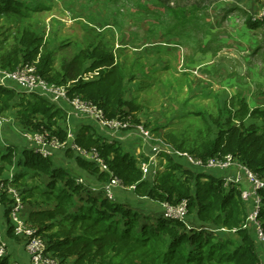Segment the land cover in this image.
I'll list each match as a JSON object with an SVG mask.
<instances>
[{"label":"trees","instance_id":"1","mask_svg":"<svg viewBox=\"0 0 264 264\" xmlns=\"http://www.w3.org/2000/svg\"><path fill=\"white\" fill-rule=\"evenodd\" d=\"M220 1L157 0L173 15L184 19L177 23L181 27L190 23L199 25L203 10ZM187 6L192 7L189 15L186 14ZM32 12L34 9L27 0H0V67L14 70L22 63H34L38 74L48 82L68 85L70 98L79 95L102 109L107 119L129 121L132 129L141 124L139 114L144 106L138 93L143 86H152L151 75L144 76L137 95L127 100V82L142 77L136 74L138 66L129 63L128 55L122 49L109 47L92 28L87 31L80 50L72 48L71 55L59 58V52L69 49L71 44L68 41L59 49L49 47L44 36L36 30ZM246 22L252 28L262 24L253 21L250 15ZM116 52L124 60H118ZM133 60L142 62L139 57ZM96 69L99 71L96 78H83L84 73ZM13 107L17 108V119L26 129L39 133L48 131L60 141L66 140V130L59 124L65 118L63 109L38 93L0 85V115ZM198 114L202 116V123L194 134L187 127H175L163 133L165 141L205 162L214 156L222 158L231 154L264 177V108L251 107L239 96L237 100L232 97L224 105L220 117L209 119ZM224 115H228L226 120H223ZM248 118L261 123H248ZM143 125L148 128L150 123L144 122ZM74 143L87 150L96 149L110 171H102L96 161L77 154L72 147L67 148L66 155L75 158L80 168L97 174L102 180L115 176L121 180L122 189L134 187L139 196L159 202L187 200L188 214L185 220L165 218L162 214L153 218L117 200L103 197L98 201L86 190L84 183L77 182V178L69 174L68 169L55 166L51 156L45 157L40 151L26 149L18 164L33 170L32 175L48 177L46 188L39 192L43 202L53 203L52 207L32 210L28 220L47 237L48 250L62 263L69 258H73V264L263 263L255 237L245 227L248 211L239 183L214 176L210 172L215 169L206 171L200 168L204 172H195L168 154L164 171L154 180L144 178L136 156L117 142H109L88 124L80 127ZM17 153L15 146L6 152L0 147V162L5 163L0 165V174L6 165L15 164ZM177 171H180L179 175ZM260 193L264 203V189ZM5 194L2 192V196ZM9 211L10 207L8 221ZM259 220L264 229V204ZM215 228L234 233L230 237L218 238L213 231ZM9 233L13 236L11 228ZM10 258V254L0 257V264H12Z\"/></svg>","mask_w":264,"mask_h":264},{"label":"rangeland","instance_id":"2","mask_svg":"<svg viewBox=\"0 0 264 264\" xmlns=\"http://www.w3.org/2000/svg\"><path fill=\"white\" fill-rule=\"evenodd\" d=\"M27 1L34 9L32 17L36 20V30L44 36L49 47L59 49L68 41L71 44L69 49L59 52V58L71 55L69 51L72 48L80 50L82 41L88 35L87 31L93 28L98 32L100 40L113 49H122L128 55L129 63L138 66L136 74L142 77L136 80L138 88L144 76L147 73L151 75L152 86H143L138 94L144 106L142 115L145 122L150 123L148 128L152 132L149 133L151 137L160 135L164 138L163 133L175 127H187L194 134L202 123V116L198 113L209 119L220 117L221 109L232 97L237 100L242 95L248 99L251 107L264 108V102H261L264 100V23L259 21L262 22L260 27L249 28L246 22L249 16L239 11L237 4H226L223 7L226 0H221L217 8L213 6L203 10L199 25L190 23L181 27L178 24L184 19L177 14L173 15L157 0ZM261 1L263 4L264 0ZM185 9L186 14H191V6ZM230 11L232 17L226 16ZM171 30L174 32L170 33ZM116 53L118 60H124ZM133 57H139L142 62L137 63ZM141 64L144 66L141 67ZM227 117L224 115L223 120ZM246 122L261 123L252 118ZM213 128L216 129V125L213 124ZM137 137L139 142L148 144L144 140L145 134L137 133ZM146 153L139 159L140 169L147 167L143 163L150 156H155L156 163L159 161L164 171L168 164L166 154L161 151L154 155L152 148ZM64 155L59 153L54 162L65 164ZM176 156L173 159L183 166L195 172H204L190 166L186 159ZM18 159H15V164L19 162ZM28 169L22 166L19 171L18 167L15 169V178L20 176L15 179V186L24 193L25 201L34 202L40 197L39 190L46 188L47 178L29 173V179L24 174ZM218 173L216 170L214 176L221 177ZM37 183L39 185L36 186ZM31 191L38 194H32ZM116 200L124 201L120 197ZM160 203L162 207L158 212L162 214L165 202ZM125 204L128 205L127 202ZM257 251L264 261L263 244L258 240ZM14 260L16 257L11 255L10 262L17 264L13 263ZM60 264H73V258Z\"/></svg>","mask_w":264,"mask_h":264},{"label":"built area","instance_id":"3","mask_svg":"<svg viewBox=\"0 0 264 264\" xmlns=\"http://www.w3.org/2000/svg\"><path fill=\"white\" fill-rule=\"evenodd\" d=\"M254 20L264 21V3L262 8L255 15ZM99 74L98 70L92 72H86L83 75L85 80L95 78ZM12 84H16L26 92H35L42 95L52 103L56 104L61 99H67L72 106L79 113L93 117L101 123L105 128H109L113 131L119 132L121 130H131L132 125L129 121L122 120L120 118L107 119L103 113V110L97 107L94 103L86 101L79 95L73 97L68 96V85H57L55 83L48 82L37 72L36 64L25 62L20 64L16 69L9 70L0 67V85L8 87ZM11 88V87H10ZM1 116V115H0ZM3 124L0 118V124ZM0 126V131H1ZM137 133L145 134V141L148 146L152 148L154 155L159 154L161 151L172 157L178 155V158L186 159L189 165L203 168L206 171L214 169H226L232 170L230 175L223 176L227 182H235L241 185L242 198L244 199L247 207V220L245 227L250 229L255 237L257 244L260 242L263 244L264 249V229L259 215L263 206V197L260 193L264 189V177L257 175L247 165L241 163L236 157L229 154L224 157L214 156L208 161H203L197 158L195 155L175 149L170 143L165 141L160 135L151 137L149 133L151 130L143 125V123L135 126ZM37 143V151H40L43 156H50L49 146L59 147L65 146L64 143L55 137L50 135L48 131L37 133L34 137ZM164 141L166 143H164ZM160 145L159 148L158 145ZM71 147L75 149L82 156L96 161L100 165L102 171H110L108 164L100 157L96 149L87 150L81 148L76 143H72ZM150 148V149H151ZM163 155V154H160ZM177 157V156H176ZM147 167L142 168L144 178L154 180L160 170L161 165L156 163V157L150 156L147 162L143 163ZM77 182L83 183L84 180L77 178ZM243 183L250 184V187L244 188ZM3 192H5L10 199L9 207V221L14 220V233L15 235L24 241L26 251L30 257L31 264H60L61 260L48 250V239L43 233H39L36 227H33L31 222L23 217V210L25 207V200L19 189L12 185L11 181L2 182ZM115 188H124L121 180L117 177H111L103 185V193L105 197L112 201H116ZM188 214V201L184 200L179 203H171L169 201L163 203L162 215L165 218H172L178 220H185ZM9 254L7 249V243L0 241V257H4ZM264 264V261H262Z\"/></svg>","mask_w":264,"mask_h":264},{"label":"crops","instance_id":"4","mask_svg":"<svg viewBox=\"0 0 264 264\" xmlns=\"http://www.w3.org/2000/svg\"><path fill=\"white\" fill-rule=\"evenodd\" d=\"M228 1V2H227ZM261 0H226V2L223 4V7L226 4L234 5L237 4L239 7H236L239 11H244L247 12V15L252 16L253 21H259V20H254L255 15L260 11V6L262 4ZM220 4V3H219ZM218 4V5H219ZM217 8L215 5L214 9ZM230 9L231 7H227ZM214 9L212 11H214ZM233 8H231V11ZM229 12L226 14V16H231L232 12ZM264 23V22H263ZM214 24V23H213ZM212 24V25H213ZM261 26V25H260ZM258 26V27H260ZM215 28V26L213 25ZM249 27V26H248ZM252 28V27H249ZM254 29V28H252ZM98 70V69H96ZM92 72V71H91ZM93 80V79H90ZM127 83V93L125 94V98L127 100L133 99L137 93H138V85L137 81H128ZM9 88H14L22 92H26L25 90L21 89L18 87L16 84H12L11 86H8ZM30 93V92H28ZM139 94V93H138ZM240 99H244L245 102L250 104L247 98H244L242 95ZM20 103L21 101H17ZM261 102H264L261 101ZM57 107L63 109V113L65 115L64 120H60L59 124L62 125L65 130H66V140L61 141V143H64L65 146H59V147H53L49 146L50 150V156L53 159V163L57 167H64L70 171L69 174L72 176H75L76 178H81L84 180V187L86 190H89L91 192V195L95 198L98 199V201L105 197L103 194V185L107 182V180H102L99 179L97 174L90 173L87 170H84L80 168L76 161L75 158L68 157L66 155V149L71 147L72 143L75 141L76 135L80 129V127L84 124H88L93 126V128L100 134L103 138H106L109 142H117L120 144L125 150L129 151L131 154L136 156L138 159L141 158L142 154L147 155L148 150V144L145 145L143 142H139L140 139L137 137V131L134 129L131 130H121L119 132L113 131L109 128H105L101 125L99 121H97L93 117H89L86 115H83L76 111V109L72 106V104L67 100V99H61L59 100L56 104ZM264 106V105H262ZM17 108H12L11 110L5 111L0 118L3 121V124L1 123L0 126L1 131H0V147L3 151H8V149L11 146H15L18 150L17 158H21L23 156V152L26 149H37V143L34 140L35 135L38 133L36 131H32L29 129H26L25 127L22 126V124L18 121L17 115H16ZM144 111V108L142 112L139 114V117L142 121V123L145 122L144 116L142 115ZM39 119L41 118L40 115H38ZM44 119V118H43ZM162 133L163 131L160 130ZM78 145V144H77ZM81 147V146H80ZM82 148V147H81ZM146 151V152H145ZM65 152V153H64ZM77 154H79L77 151H75ZM59 153H63V157H65V164H57L54 162L56 160V156H59ZM164 158V157H163ZM0 165H5V163H0ZM70 165V167H68ZM161 165V164H160ZM21 166L26 167L25 165H20V164H13V165H6L5 170L3 173L0 174V241H4L7 243L8 246V251L11 255L16 257V260L13 261L16 262L17 264H31L29 255L26 251V247L24 245V241L21 240L19 241L18 237H14L15 233L13 232L11 236L9 233L10 229V223L8 221V215H7V210L9 207V200L7 197L2 196L3 192V187H2V182L5 181H11L13 183L12 185H16L15 179V169L18 167V171L21 170ZM163 169V168H161ZM29 171H25V176L30 179V174H32L33 170L28 169ZM218 171V175L223 177L226 175H230L232 173V170H226V169H215L214 171H211L210 173L213 175L215 174V171ZM162 171V170H161ZM29 174V175H28ZM36 175V174H34ZM45 176V175H44ZM47 182H48V177ZM28 179V181H29ZM39 185L38 183L36 186ZM35 186V185H33ZM242 186L244 188L250 187V184L248 183H243ZM16 188H19L15 186ZM28 188H33V187H28ZM43 188V187H42ZM32 194H38L34 191H31ZM5 193V192H4ZM24 198L26 196L24 193H22ZM31 196V194L29 195ZM115 196L116 199L119 197L122 198L124 201H121V203L127 202L128 206L134 210L140 211V214L142 215H148L153 218L158 217L161 212H158L159 209H161L162 204L159 201H156L152 198H149L147 196H139L135 192V188H129V189H122V188H115ZM4 199V200H3ZM25 200V199H24ZM25 202V207L23 210V217L26 219H29V214L32 210H37L40 208H48L52 207L53 203H45L43 202V199L41 197H38L34 202H29L28 200L24 201ZM12 230V229H11ZM214 233L217 234L218 238H226L230 237L233 235L232 232L225 228H215ZM16 236V235H15ZM262 260V259H261Z\"/></svg>","mask_w":264,"mask_h":264},{"label":"bare ground","instance_id":"5","mask_svg":"<svg viewBox=\"0 0 264 264\" xmlns=\"http://www.w3.org/2000/svg\"><path fill=\"white\" fill-rule=\"evenodd\" d=\"M19 189V188H18ZM19 192H20V194L22 193L20 190H19ZM9 223H10V228L12 229V231L14 232V220L13 219H11L10 221H9ZM12 223H13V225H12ZM7 249H8V246H7ZM8 255V254H7ZM7 255H5V256H7ZM4 256V257H5Z\"/></svg>","mask_w":264,"mask_h":264}]
</instances>
